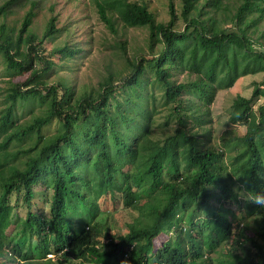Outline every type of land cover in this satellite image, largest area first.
<instances>
[{
	"label": "trees",
	"instance_id": "1",
	"mask_svg": "<svg viewBox=\"0 0 264 264\" xmlns=\"http://www.w3.org/2000/svg\"><path fill=\"white\" fill-rule=\"evenodd\" d=\"M48 2L0 0V51L14 80L47 75L44 43L70 29L52 15L39 33L37 11ZM180 2L179 14L169 0L164 24L145 1L90 0L112 33L149 31V54L123 73L108 69L96 97L84 89L70 103V79L36 80L42 100L52 95L51 113L16 125L14 104L27 83L12 86L0 113V264H264V209L239 194L264 190V0ZM20 11L17 25L12 17ZM69 43L54 49L73 56L78 48ZM258 74L252 96L237 95L232 106L231 120L246 132L229 130L220 146L212 143L217 91ZM52 117L61 128L43 136ZM42 179L52 189L48 214L30 210ZM20 193L24 217L7 202ZM108 196L130 213L126 231L105 222ZM10 231L30 234L26 250L9 240Z\"/></svg>",
	"mask_w": 264,
	"mask_h": 264
},
{
	"label": "rangeland",
	"instance_id": "2",
	"mask_svg": "<svg viewBox=\"0 0 264 264\" xmlns=\"http://www.w3.org/2000/svg\"><path fill=\"white\" fill-rule=\"evenodd\" d=\"M73 1L76 0H49L45 7L37 11L38 15L35 18V22L39 29V33L42 32L52 15L58 16L59 27L66 24L70 29L67 32L61 33L60 40L44 43V54L51 64V69L47 75H41L37 78L31 77V73H28L22 76V78H18L21 85L25 83H27V85L22 87L23 94L16 98L14 104L16 112L14 111L13 114L16 118V125L30 122L34 117H48L51 113L52 95L48 96L47 100H42L41 93L34 91V81L45 80L47 83H52L56 75L70 79L74 87L73 97L70 103H74L80 92L84 89L92 92L93 97H96L102 89V79L109 73L108 69L111 70L110 72L123 73L128 62H135L137 58L143 55L146 56L150 52L148 45L149 31L147 28L123 29L120 27L119 33L116 35L99 19L95 7L90 3V0ZM131 1H145L149 9L154 12L158 22L167 24L170 21L169 0ZM52 2L57 3L54 12H51L50 9ZM174 2L180 14L182 4L180 0H174ZM23 14L24 13L20 11L12 17L17 25ZM183 28L184 22L181 19L180 22H178V29L182 30ZM65 39L70 42V48H78V51H76L73 56L66 54L63 57L58 49H54L55 46L59 48L62 41ZM122 43H124L126 47L125 50L122 49ZM28 77H30L29 80H27ZM183 78L184 76L181 74L178 80L182 81ZM14 79V76L9 74V71L6 69L3 53L0 51V113L6 106V104L4 105V98L12 92V86L18 82V80ZM262 79L263 74L249 75L237 81L233 88L217 91L211 106V118L213 122L209 125L213 130L212 143L216 142L218 146H220L219 141L222 135L229 130H234L238 135H243L246 132L245 125L236 124L231 120L233 102L237 95L250 98L255 88L254 82H260ZM156 92H158V90H156ZM62 94H64V92H62ZM258 103L262 104L263 102ZM257 104H255L256 110L258 108ZM162 114L165 116L164 113ZM160 121L163 122L164 118H160ZM88 123L89 122L76 124L74 128L75 132H82L84 128L90 127ZM60 128V122L57 118L52 117V119L42 127L41 134L43 136H51L57 133ZM33 140L27 145L32 144ZM15 148L14 146L11 147V149ZM87 154H91V152ZM23 158L25 157L23 156ZM41 183L44 187L40 186ZM33 191L35 196L32 199L30 210L37 214L41 212H46L48 214L49 207L46 205V202L49 195L52 193V189L46 186V179H42L39 186L34 188ZM7 202L9 206H17L18 216H25L27 209L24 206L23 193L9 196ZM101 206L102 210L109 212L108 215L104 216L105 222H110L112 228H121L123 231H126V225L131 222V219L130 213L124 208L122 201H117L115 203L108 196L106 197V202ZM132 213L137 214L136 211H132ZM78 221L82 222V218L79 217ZM247 226L248 236H253L256 232V225L253 219L247 220ZM9 240L20 243L24 251L29 246L31 239L29 233L12 234L10 231ZM158 240L162 243L165 238L162 237ZM158 244L159 242H157L156 246ZM53 260H56V257H54ZM72 264H79V261H72Z\"/></svg>",
	"mask_w": 264,
	"mask_h": 264
},
{
	"label": "clouds",
	"instance_id": "3",
	"mask_svg": "<svg viewBox=\"0 0 264 264\" xmlns=\"http://www.w3.org/2000/svg\"><path fill=\"white\" fill-rule=\"evenodd\" d=\"M240 195H243L247 201L258 205L261 209H264V190L262 191H248L246 193L241 192ZM54 255H48V258L53 259Z\"/></svg>",
	"mask_w": 264,
	"mask_h": 264
}]
</instances>
